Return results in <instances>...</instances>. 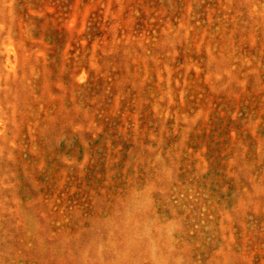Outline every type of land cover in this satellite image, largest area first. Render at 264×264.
<instances>
[{
    "label": "rangeland",
    "instance_id": "374dc122",
    "mask_svg": "<svg viewBox=\"0 0 264 264\" xmlns=\"http://www.w3.org/2000/svg\"><path fill=\"white\" fill-rule=\"evenodd\" d=\"M0 264H264V0H0Z\"/></svg>",
    "mask_w": 264,
    "mask_h": 264
}]
</instances>
